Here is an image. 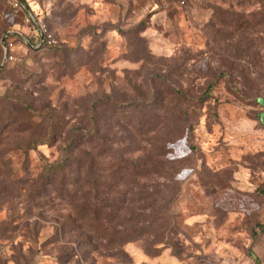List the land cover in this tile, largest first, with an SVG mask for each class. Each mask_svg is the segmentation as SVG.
Here are the masks:
<instances>
[{
	"label": "rangeland",
	"instance_id": "rangeland-1",
	"mask_svg": "<svg viewBox=\"0 0 264 264\" xmlns=\"http://www.w3.org/2000/svg\"><path fill=\"white\" fill-rule=\"evenodd\" d=\"M15 1L0 0V264H264V0H26L30 21ZM38 18L58 46L35 43ZM68 137L99 206L73 245L51 237L66 204L24 211L18 181Z\"/></svg>",
	"mask_w": 264,
	"mask_h": 264
},
{
	"label": "trees",
	"instance_id": "trees-1",
	"mask_svg": "<svg viewBox=\"0 0 264 264\" xmlns=\"http://www.w3.org/2000/svg\"><path fill=\"white\" fill-rule=\"evenodd\" d=\"M18 6L21 9H24L20 3ZM37 42L38 37L35 43L37 44ZM57 42L55 44L49 45L44 41L40 44L43 47H54L59 45ZM29 45L32 46V43L30 42ZM93 128L96 130V126H93ZM77 129L79 130L81 128L74 126L70 128V131L74 132ZM73 142L74 138L68 137L65 141L62 154L52 162L46 161L40 174L36 175L37 177H29L28 174L25 173L23 176H20L18 180L20 183L19 197L24 195V193L29 197V200L23 203L24 211L29 210L30 207L33 206L31 205L32 203L35 205L33 201L42 197L44 193H52L55 195V197H57V199H59V203L66 204L65 209H67L68 214L65 216H60L54 220L53 234L51 237L52 240L58 241H61V238H65L67 239L65 243L70 245H73V243L79 244L75 238L79 235V231L82 229L84 224H87L89 227L93 226L92 223L94 220H97V210L99 208L98 205L96 206V202L98 200V189L96 186L97 178L96 176L92 175L94 159L90 158L89 163L86 164L83 157L79 156L78 154L74 155L72 151V148L74 147L72 144ZM29 146H31L30 141L26 143V147ZM71 146L72 148H70ZM74 165H76L79 171L77 175L75 174L74 176H71L70 169ZM82 167L85 169V177L88 176L86 179L89 180L88 183L87 181L85 182L90 184L88 185V188L83 191L81 185H78L81 172L80 168ZM47 186L50 188V191H48ZM21 191L25 192L21 193ZM81 199H83L82 207L78 203V201ZM28 202L31 203L28 204ZM72 236L76 237L73 238ZM32 242L37 243L35 239H33Z\"/></svg>",
	"mask_w": 264,
	"mask_h": 264
},
{
	"label": "built area",
	"instance_id": "built-area-1",
	"mask_svg": "<svg viewBox=\"0 0 264 264\" xmlns=\"http://www.w3.org/2000/svg\"><path fill=\"white\" fill-rule=\"evenodd\" d=\"M24 2L26 0H23ZM19 3L21 4V1L20 0H16L15 1V5H19ZM22 5V4H21ZM30 19H32V15H27V20L30 21ZM37 29H38V42H37V45L42 43V42H46L47 44L51 45V44H55L57 42V40L54 38V36L52 35V33L48 32L45 25H44V22L41 18H38V19H34L33 20Z\"/></svg>",
	"mask_w": 264,
	"mask_h": 264
},
{
	"label": "water",
	"instance_id": "water-1",
	"mask_svg": "<svg viewBox=\"0 0 264 264\" xmlns=\"http://www.w3.org/2000/svg\"><path fill=\"white\" fill-rule=\"evenodd\" d=\"M20 1H21L22 6H23V7L25 8V10L27 11V13H28L29 15H31V13H30V11H29V9H28L26 3H25L23 0H20ZM5 59H6V55H5V58H4L3 62L5 61ZM1 64H3V63H1ZM263 106H264V104H263ZM261 118H262V120H264V110H263L262 113H261Z\"/></svg>",
	"mask_w": 264,
	"mask_h": 264
}]
</instances>
